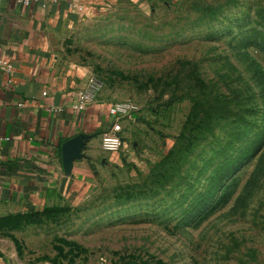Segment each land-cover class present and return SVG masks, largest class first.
Here are the masks:
<instances>
[{
  "label": "rangeland",
  "instance_id": "obj_1",
  "mask_svg": "<svg viewBox=\"0 0 264 264\" xmlns=\"http://www.w3.org/2000/svg\"><path fill=\"white\" fill-rule=\"evenodd\" d=\"M62 44L136 109L79 188L0 216V248L19 264H264V0H115Z\"/></svg>",
  "mask_w": 264,
  "mask_h": 264
},
{
  "label": "crops",
  "instance_id": "obj_2",
  "mask_svg": "<svg viewBox=\"0 0 264 264\" xmlns=\"http://www.w3.org/2000/svg\"><path fill=\"white\" fill-rule=\"evenodd\" d=\"M115 0H0V216L42 211L93 175L110 126L106 103L73 110L87 72L62 61L63 39L77 24ZM85 134L69 167L62 145ZM103 153V152H102ZM105 153V152H104ZM0 264H19L0 248Z\"/></svg>",
  "mask_w": 264,
  "mask_h": 264
},
{
  "label": "built area",
  "instance_id": "obj_3",
  "mask_svg": "<svg viewBox=\"0 0 264 264\" xmlns=\"http://www.w3.org/2000/svg\"><path fill=\"white\" fill-rule=\"evenodd\" d=\"M21 4L27 5L32 2L44 0H18ZM0 69L11 71L12 65L6 62L0 54ZM103 81L94 73H89L84 86L77 93V100L72 105L73 110L82 112L89 105L99 103ZM107 112L111 118L109 128L102 134L100 148L105 153H115L121 147V136L119 130L124 117L131 114L135 105L131 101H109L106 103Z\"/></svg>",
  "mask_w": 264,
  "mask_h": 264
},
{
  "label": "water",
  "instance_id": "obj_4",
  "mask_svg": "<svg viewBox=\"0 0 264 264\" xmlns=\"http://www.w3.org/2000/svg\"><path fill=\"white\" fill-rule=\"evenodd\" d=\"M88 138L85 134L73 137L62 145V161L66 167H69L72 160L81 156V150L85 146V140Z\"/></svg>",
  "mask_w": 264,
  "mask_h": 264
},
{
  "label": "trees",
  "instance_id": "obj_5",
  "mask_svg": "<svg viewBox=\"0 0 264 264\" xmlns=\"http://www.w3.org/2000/svg\"><path fill=\"white\" fill-rule=\"evenodd\" d=\"M198 101H199V100H195V105H197ZM211 109H212V106H209L208 109H205V108H202V109H201L204 118H207V117H209L210 115H214V114H211V112L213 111V110L211 111ZM221 113H222V114H227L228 112L225 111V112H221ZM168 156H169V155H168ZM44 210H45V209H44Z\"/></svg>",
  "mask_w": 264,
  "mask_h": 264
}]
</instances>
